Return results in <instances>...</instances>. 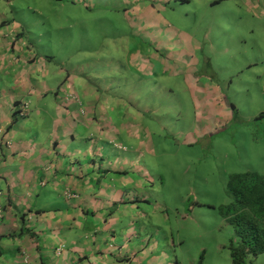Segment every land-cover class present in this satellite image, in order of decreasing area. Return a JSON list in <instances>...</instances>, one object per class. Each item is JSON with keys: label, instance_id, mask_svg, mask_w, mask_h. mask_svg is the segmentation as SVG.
Segmentation results:
<instances>
[{"label": "rangeland", "instance_id": "obj_1", "mask_svg": "<svg viewBox=\"0 0 264 264\" xmlns=\"http://www.w3.org/2000/svg\"><path fill=\"white\" fill-rule=\"evenodd\" d=\"M28 1L20 3L26 12L14 10L21 19H33L30 31L37 49L53 56L57 69L72 74L67 81V74L57 73L52 87L65 81L60 89L68 95L83 96L84 90L107 95L110 100L101 99V106L118 103L133 120L145 123L146 131L138 124L135 133L146 136L143 144L125 132H106L114 144L105 150L109 159L123 150L150 175L138 191L150 205H136L143 212L149 208L154 234L168 239L160 247L165 245L170 264L177 259L180 264H233L235 231L222 212L236 201L232 180L246 173L264 177V20L239 10L235 12L242 17L221 10L215 19H196L194 8L182 6L188 17L172 10L168 27L143 18L147 10L140 5L134 8L138 13L130 7L128 14L119 15L117 5L125 6L121 0H96V7L89 6L95 0ZM137 28L147 33L146 50ZM144 56L154 65L156 78L131 99L121 81H130L137 73L133 64ZM159 58L170 60L169 68L160 66ZM203 86H209L206 96ZM110 87L113 93L106 92ZM148 102L153 106L137 115L133 107L146 110ZM99 116L117 118L102 108ZM101 135L104 146L106 135ZM93 139L95 146L98 139ZM44 198L52 200L50 188ZM248 261L264 264V253Z\"/></svg>", "mask_w": 264, "mask_h": 264}, {"label": "crops", "instance_id": "obj_2", "mask_svg": "<svg viewBox=\"0 0 264 264\" xmlns=\"http://www.w3.org/2000/svg\"><path fill=\"white\" fill-rule=\"evenodd\" d=\"M25 2L29 1L5 0L0 5V264H170L165 245L160 247L168 239L154 234L148 223L149 208L143 212L136 205L149 204L138 191L142 193V181L150 175L123 150L118 149L121 154L114 155L115 159L107 158L105 150L114 144L106 132H125L143 144L146 136L138 138L135 133L138 124L146 131L145 123H139L138 117L133 120L123 107H116L118 103L115 107L101 106V99L110 100L107 95L87 90L83 96L74 91L68 95L67 89H60L65 81L57 89L52 87L57 73L67 74V81L72 74L57 69L54 57L37 49L30 31L33 19H21L14 10L19 7L20 13L26 12L20 5ZM121 2L125 6L117 5L119 15L128 14L130 7L138 13L134 8L140 5L147 10L142 17L157 26L170 27L168 14L172 10L176 13L179 9L188 17L182 6L194 8L196 19H215L221 10L231 16L239 10L247 17L264 20V0ZM93 5L96 7L98 1L89 4ZM137 36L144 38L145 49L147 33L137 28ZM159 60L160 66L169 68L170 60ZM133 66L137 73L121 83L130 98L136 99L137 92L156 75L149 57L140 58ZM208 87L203 86V96L209 93ZM107 91L113 93L114 89ZM72 95L76 99H71ZM209 96L215 97L211 92ZM149 105L153 103L148 102L146 110L132 107L140 115L147 113ZM99 108L117 118H100ZM101 132L106 135L104 146ZM94 137L98 139L95 146L91 144ZM48 188L52 200L44 198ZM67 192L75 197L66 198ZM174 244L175 240L172 245L176 248Z\"/></svg>", "mask_w": 264, "mask_h": 264}, {"label": "trees", "instance_id": "obj_3", "mask_svg": "<svg viewBox=\"0 0 264 264\" xmlns=\"http://www.w3.org/2000/svg\"><path fill=\"white\" fill-rule=\"evenodd\" d=\"M18 112L20 114L21 110ZM231 189L235 204L222 209L235 231L232 241L235 245L231 246L230 254L233 264H248L249 256L256 258L264 253V177L251 173L239 175L232 180ZM73 197L70 192L66 193V198ZM177 261L176 264H180Z\"/></svg>", "mask_w": 264, "mask_h": 264}, {"label": "built area", "instance_id": "obj_4", "mask_svg": "<svg viewBox=\"0 0 264 264\" xmlns=\"http://www.w3.org/2000/svg\"><path fill=\"white\" fill-rule=\"evenodd\" d=\"M21 115L23 116L24 113H21ZM2 133H3V131L0 130V145H1V143H2Z\"/></svg>", "mask_w": 264, "mask_h": 264}]
</instances>
